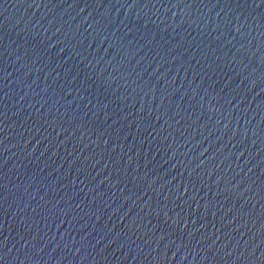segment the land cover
Wrapping results in <instances>:
<instances>
[{
  "label": "water",
  "instance_id": "95a60500",
  "mask_svg": "<svg viewBox=\"0 0 264 264\" xmlns=\"http://www.w3.org/2000/svg\"><path fill=\"white\" fill-rule=\"evenodd\" d=\"M0 264H264V0H0Z\"/></svg>",
  "mask_w": 264,
  "mask_h": 264
}]
</instances>
